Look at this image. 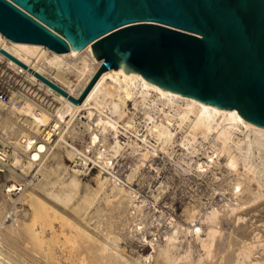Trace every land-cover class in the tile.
Wrapping results in <instances>:
<instances>
[{
    "label": "bare ground",
    "instance_id": "6f19581e",
    "mask_svg": "<svg viewBox=\"0 0 264 264\" xmlns=\"http://www.w3.org/2000/svg\"><path fill=\"white\" fill-rule=\"evenodd\" d=\"M0 48L27 66L23 68L0 52V59L4 63L3 69L8 74L13 72L15 78L24 75L22 79L25 82V89L28 92L34 91L35 101L44 106L39 108L35 114L30 113L28 104L17 109L22 114L21 125L17 122H14V125L18 124L21 130V126L25 124L29 132L33 119L43 123L49 122L47 121L49 109L56 110L58 118L65 123L61 126L57 125L59 139L54 146L41 143L33 148L30 142L18 145L20 151L29 156L28 166L37 163L41 169L48 157L52 155L55 165L50 167L47 175H54L56 179L51 184L47 195L55 202V205L42 208V199L37 195L30 197V219L27 218L25 222H20L15 218L6 225V213L3 214L0 218V236L10 239L11 237L18 238L22 246L33 250L34 246L59 239V236L54 233V226L60 225V233L64 234L66 228L73 224L71 214L79 212L80 216L87 221L98 216L101 212L102 200L110 202L113 211L117 214H122L126 207L133 205L132 191L116 180H110L104 176V173L96 176L95 188L86 189L81 193V180L74 174L70 175L61 158L55 157L54 148L59 142L65 143L63 130L65 127L70 128L74 123L75 113L83 110L82 115H85L87 121L82 124H85L90 136L96 137L93 128L96 122L95 125L101 127L102 133H107L113 138V141L108 144V149L113 152L112 154H118L126 147L127 149L143 147L144 151L140 153L141 157L138 159V162L141 160L142 162L136 164V169L140 168L141 164L144 165L147 158L155 155L153 148L150 150L145 147L148 143L145 138L147 135L165 142H172L179 129L187 133L182 137L186 139L188 145L190 144L187 149L190 148L191 153L195 150L194 143H200L197 140L198 136L210 142L212 154L206 155L207 162L197 163V172L201 174L209 172L213 178L217 179L216 173L211 168L218 165L225 167L231 176L223 180L226 186H222L216 193L221 196L218 202L210 201L205 207L201 205L197 209L192 207L187 210L189 226L183 227L174 223L171 232L164 235V246L159 254L144 255L137 252L134 254L135 257L128 256L121 251L118 245L121 239L119 235L105 230L104 240L100 241L90 232L82 229V239L89 247L92 244L96 247L91 256L83 257L76 264H264L263 131L251 130L250 123L236 118L233 109L218 111L203 106L199 102L171 98V92L159 91L139 73L113 72V68L102 72L82 102L74 104L67 97L39 80L33 71L51 80L76 98L100 64L92 55L90 44L79 51L70 49L68 52L56 53L44 45L14 42L0 33ZM30 54H35V59H37L35 63L28 59ZM81 54H86V57H81ZM67 57L74 59L80 57L82 60V66L74 84L78 87L77 92L74 91L70 85L71 82L64 74L56 72L50 77L38 64L44 61L61 63ZM85 58L93 61L95 65L90 68ZM151 93H154L157 100L173 108L174 113L166 114L158 124L154 123L149 134H146L144 138L124 140L125 132L121 130V127L129 132L132 129L129 123L130 117L125 111L126 106L132 103L133 107H136L138 103L145 102ZM46 107L48 110L45 109ZM1 110H7L2 103H0V112ZM68 110L72 112L70 116L67 114ZM102 110L105 113L103 112V116L100 117ZM1 118L0 116V121ZM125 118H127L126 121H124ZM116 120L122 124L117 126ZM9 124V126L6 124L7 127L13 128L14 125ZM26 133H22V130L18 132L22 134V137H26L28 135ZM131 135L135 136L132 133ZM67 153L71 156L72 151H67ZM220 157L224 159L223 163L214 160V158L219 160ZM14 158L18 159L16 156ZM100 159L106 166L111 164L108 161L109 158L102 154H100ZM101 174L103 175L100 176ZM26 188L27 185L24 189H19L20 194L13 199L15 203L23 196H29ZM39 188L43 189L44 186L41 185ZM16 189V186L11 184L7 191L11 192ZM214 192L216 189H213ZM133 207H138V205H133ZM35 225L40 228L39 231L35 230ZM46 231L52 232L50 240L45 237ZM152 248H155L154 245ZM42 258L45 264H56L45 255ZM0 264H8L1 253Z\"/></svg>",
    "mask_w": 264,
    "mask_h": 264
},
{
    "label": "water",
    "instance_id": "95a60500",
    "mask_svg": "<svg viewBox=\"0 0 264 264\" xmlns=\"http://www.w3.org/2000/svg\"><path fill=\"white\" fill-rule=\"evenodd\" d=\"M0 33L56 53L90 44L100 64L78 98L33 71L74 104L113 68L264 132V0H0Z\"/></svg>",
    "mask_w": 264,
    "mask_h": 264
},
{
    "label": "rangeland",
    "instance_id": "374dc122",
    "mask_svg": "<svg viewBox=\"0 0 264 264\" xmlns=\"http://www.w3.org/2000/svg\"><path fill=\"white\" fill-rule=\"evenodd\" d=\"M81 57H86V54H81ZM28 59L33 63L37 61L35 54L28 55ZM85 59L90 68L95 65L90 59ZM65 61L61 63H48L47 61L40 63L38 61V64L42 66L44 73L50 77L56 72L64 74L71 82L70 85H72L74 91L77 92L78 87L74 84L77 81L82 60L80 57L76 59L67 57ZM24 99L26 101L23 102V105L28 104L30 113L34 112L33 110L38 112L39 108H42L35 100L30 102L28 99ZM15 109L1 110L0 112L2 117L0 121V141L7 145L14 143L22 135L18 134L19 131L22 130V133H26L28 130L25 124L21 126V130L18 124L14 125V122L21 125L22 117V114L17 111L20 108L16 107ZM125 111L130 117L129 123L132 125L130 132L135 135L133 140H136V137L144 138L146 134H149L154 123L158 124L166 114L174 113L173 108L157 100L154 93H151L145 102L138 103L136 107H133L130 103L126 106ZM49 113L47 121H51L53 117ZM126 120L127 118L124 119V121ZM9 123L14 125L13 128L7 127V125H10ZM63 132L65 143L59 142L54 148V153L55 157L61 158L64 167L71 175L68 164L72 159V154L69 156L67 151H72V148L77 146L68 142V139L81 138L83 135H87L88 130L85 124L80 123L77 125L74 121L71 127L68 129L65 127ZM183 135L186 136L187 133L178 129L172 142H165L147 135L145 138L148 143L145 147L150 150L153 148L155 155L147 158L144 165L141 164L140 168L137 169L136 164L142 162V160L138 162V159L141 157L140 153L144 151L143 147L137 149H127L126 147L125 150L116 155L117 160L114 168L120 179L117 181L129 191H132L133 205H138V207L129 205L122 214H117L113 211L110 202L102 200L101 212L98 216L87 221L80 216L79 212L71 214L73 224L66 228L64 234L60 233V225L54 226V233L59 236V239L34 246L33 250H30V247L22 246L18 238L10 236V239L0 236V253L5 261L8 264H45L42 258L45 255L55 261L56 264H76L83 257L91 256L96 247L95 244L89 247L82 239V229L87 230L100 241L104 240L105 230L119 235L121 239L118 245L121 251L128 256L135 257L134 254L137 252L144 255L159 254L164 246V235L171 232L174 223H178L183 227L189 226L187 210L192 207L197 209L201 205L205 207L210 201L218 202L221 196L216 193L222 186H226L223 180L225 178L229 179L228 177L231 176L225 167L218 165L211 168L216 173L217 179L213 178L209 172L203 174L197 172V163L207 162L206 155L212 154L210 142L202 140L197 135V140L200 143H194L195 150L191 153L192 150L187 149L190 144H187L188 142L182 137ZM187 138H190V136H187ZM58 139L59 135L57 134L47 145L54 146ZM182 143H186V145H182ZM108 144L106 145L107 148ZM11 149L14 151L13 154L18 152L15 148ZM214 160L221 163L224 161L222 157L219 160L214 158ZM28 161H23V165L19 167L16 166L17 162L13 161L16 167L11 166L0 171V218L6 213V225L15 218L20 222H25L27 218L30 219V197L37 195L42 199V208L55 205V202L47 195V192L51 189V184L56 179L54 175H47L50 167L55 165L53 164L52 155L48 157L41 169H39L40 166L37 163L28 166ZM0 168L2 167L0 166ZM98 174L99 171L94 170L87 177H78L81 180V193L86 189L95 188ZM11 184L18 189H24L27 185L26 190L29 191V196H23L15 203L13 199L17 198L20 193L19 190L8 192L7 189ZM41 185L44 186L43 189L39 188ZM213 189H216V192L213 193ZM35 230L39 231L40 228L35 225ZM15 235L18 236L19 234L15 233ZM51 236L52 232H45L47 240H50ZM152 245H154V249Z\"/></svg>",
    "mask_w": 264,
    "mask_h": 264
},
{
    "label": "built area",
    "instance_id": "2783aa9c",
    "mask_svg": "<svg viewBox=\"0 0 264 264\" xmlns=\"http://www.w3.org/2000/svg\"><path fill=\"white\" fill-rule=\"evenodd\" d=\"M3 67V60L0 59V103H2L6 107V109L16 110V107H24L23 104L26 101L24 98L28 99L30 102H32L31 100H35V92L32 90L28 92V90L25 89V82L22 79L24 78V75L15 78L13 76V72L12 74H8L7 71L3 69ZM78 96L76 98H78ZM40 106L44 107L43 104ZM45 109L48 110L47 107ZM33 111L34 112L32 113L35 114V110ZM48 111L53 116L51 121L43 123L39 120L33 119V124L29 127V132L26 137L19 136L14 143L8 145L0 141V164H2V168H0V171L11 166L13 167L16 162L18 163H16L17 167H19L20 165L22 166L23 161L27 162V160H29V156L26 153L21 152L18 145H22L26 142H30L33 148L35 147V145H39L41 143L47 145L52 141L53 137L58 134L57 125L59 124L61 126L65 123H63L61 119L58 118L56 110L52 111V109H49ZM103 112L104 110L100 112V117L103 116ZM71 113L72 112H69V110L67 111L68 116H70ZM82 114L83 110L80 113H75L74 121L77 125L80 123H84V121H87L85 115ZM67 119L68 117L66 118V120ZM116 122L118 126V120H116ZM95 123L96 122H94L93 124V128L96 134L95 138L93 136H90L88 132L87 135H83L81 138H77L74 140L68 139V142L77 146L72 148V159L68 164V169L70 170L69 172L78 177L84 178L91 175L94 170H97L99 171V173L106 174V177L110 178V180H120L114 168L115 161L117 160V154H112L113 152L108 150V148L106 147V145L110 141H113V138L109 134L102 133L101 127L96 126ZM121 130L125 132V134L123 135L124 140H128L129 138L131 139L134 137L128 130H125L122 127ZM11 148H15L18 151V154H13L14 151ZM100 154L109 158L108 161H110L111 163L109 164V166H106V164L102 162V160L100 159ZM15 156L17 158L19 157V162L18 159L14 158ZM13 161H15V163ZM117 182L119 183V181ZM16 190L19 189L17 188Z\"/></svg>",
    "mask_w": 264,
    "mask_h": 264
}]
</instances>
